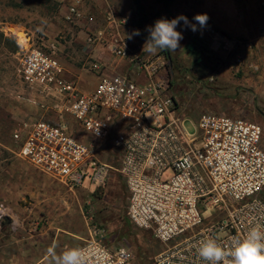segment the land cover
I'll return each instance as SVG.
<instances>
[{"label": "built area", "instance_id": "built-area-1", "mask_svg": "<svg viewBox=\"0 0 264 264\" xmlns=\"http://www.w3.org/2000/svg\"><path fill=\"white\" fill-rule=\"evenodd\" d=\"M72 17L82 15L74 8ZM129 23L123 19L118 27ZM196 34L214 52L217 40L225 37L211 21L203 34ZM99 36L102 41L103 33ZM138 42L120 38L111 50L116 59L134 66L144 82L116 74L85 92L67 77L55 51L29 49L18 70L24 92L20 99L40 116L13 132L17 156L72 193L122 182L129 221L163 247L154 264H208L196 251L201 240L226 246L253 227L264 231V129L243 118L185 117L165 78L170 59L146 56ZM227 42V51L236 52L239 43ZM50 114L55 121L47 119ZM71 122L85 133V143ZM187 123L193 133L187 132ZM97 143L107 144L112 163L100 159ZM9 218L0 205V226ZM107 237L105 228L91 226L90 239L81 248L86 264H133L134 253Z\"/></svg>", "mask_w": 264, "mask_h": 264}, {"label": "rangeland", "instance_id": "rangeland-1", "mask_svg": "<svg viewBox=\"0 0 264 264\" xmlns=\"http://www.w3.org/2000/svg\"><path fill=\"white\" fill-rule=\"evenodd\" d=\"M142 6L139 18L135 0H0V205L12 211L11 218L0 226V264H18L20 248L49 249L57 242V246L72 249V236L85 232V214L94 216L91 226L105 228L111 239L134 253L133 264H154L163 249L151 234L126 219L128 193L122 182L112 180L104 189L86 191L85 206H80L70 195L74 193L57 181L49 180L53 192L45 191L42 186L46 182L31 174L33 167L17 156L19 144L14 142L13 132L21 123L40 116L37 108L20 99L24 92L18 70L29 49L55 51L67 77L82 91H93L98 82L113 76L110 67L116 58L111 48L121 38L119 31L128 39L139 29L141 35L133 39L144 45L146 28L157 19H172L181 13L191 19L197 13H207L209 21L237 41L239 48L223 54L211 50L220 65H210L214 67L210 70L186 51L193 32L181 24L177 30L184 39L180 48L169 51L172 63L165 78L172 83L185 117L197 120L210 114L243 118L264 129V0H172L168 10L157 0H142ZM74 8L81 18L69 19ZM123 19H128L129 25L118 27ZM100 33L102 41L98 40ZM16 36H27L28 46H22ZM159 54L163 55V50L151 56ZM95 65L100 70H95ZM47 119L55 121L51 114ZM71 128L81 134L74 122ZM185 128L194 132L191 123ZM97 146L100 159L112 163L107 144ZM61 235L65 237L61 239Z\"/></svg>", "mask_w": 264, "mask_h": 264}, {"label": "clouds", "instance_id": "clouds-1", "mask_svg": "<svg viewBox=\"0 0 264 264\" xmlns=\"http://www.w3.org/2000/svg\"><path fill=\"white\" fill-rule=\"evenodd\" d=\"M210 17L207 13H197L191 19L183 13L175 18L157 19L153 25L146 28L148 36L143 45V51L155 54L158 50L176 51L180 41L184 39L178 27L190 28L193 33L207 29ZM195 21V22H193ZM141 35L139 29L133 30L128 39ZM198 256L208 264H264V231L259 227L251 228L242 239L239 235L232 237L230 243L221 246L214 239L201 240L196 249ZM47 255L54 264H86L82 249H68L56 254L55 247H49Z\"/></svg>", "mask_w": 264, "mask_h": 264}, {"label": "crops", "instance_id": "crops-1", "mask_svg": "<svg viewBox=\"0 0 264 264\" xmlns=\"http://www.w3.org/2000/svg\"><path fill=\"white\" fill-rule=\"evenodd\" d=\"M119 36L121 38L125 37L126 34L122 31H119ZM224 37V36H223ZM228 37L225 35L224 38H220L217 40V42L215 43L216 45V48H217V51L216 53H228L227 51V45H228ZM135 41H138V39H134ZM139 43V42H138ZM188 53H190L192 56H194L189 44L187 45V50H186ZM146 53V56L148 55H151L149 53ZM99 59H102V56L100 55L99 56ZM172 61V60H170ZM172 63V62H171ZM110 74L111 75H116V74H121V75H126V76H129L133 79H135L136 81H139V82H144L145 79L142 75H139V72L138 70L135 69L134 66H132L131 64H129V62L125 61V60H120V59H115L114 60V64L111 65L110 67ZM99 84V82H98ZM200 118V117H199ZM197 118V119H199ZM80 130V129H79ZM81 132V134L79 133V137L80 139L85 143V136H84V132H82L81 130L79 131ZM31 174H33L35 177L39 178L40 180H44L46 183L42 186V187H45L44 190L45 191H52L53 192V189L51 188V183L49 182V180H51L50 178H48L47 176L43 175L42 173L38 172L35 168H33L32 172H30ZM125 186V185H124ZM89 190V189H88ZM88 190L84 188H81L79 190H77L74 195L73 194H70L71 197H75V201L80 204V206H85V199H86V191L87 193H94V191L92 192H88ZM70 193V192H68ZM26 198L29 199V196H27ZM9 214L11 215L12 214V211L9 207L7 206H4ZM126 219L129 221L128 219V215H127V212H126ZM93 220H94V216L93 215H86L85 214V232L82 231L81 235H77V234H74L72 236V241L70 242V245L73 248H79L81 247V243H87V241L90 239V232H91V224L93 223ZM130 222V221H129ZM130 224L135 227L131 222ZM132 227V228H133ZM108 234V237H107V240L109 243L113 244V245H119L120 246V242L119 241H114L113 239H111V236L110 234L107 232ZM63 237H65L64 235H61V239H63ZM70 237V236H68ZM81 239V242H78L76 239ZM59 240V238H57ZM74 239V240H73ZM57 240V241H58ZM69 243V242H68ZM55 245V244H54ZM53 245V246H54ZM84 245V246H85ZM83 246V247H84ZM55 247V251H56V254L59 255L60 253H62L63 251L67 250L65 247H61V246H57V242H56V246ZM82 248V247H81ZM80 248V249H81ZM21 252H19L18 254V264H54V261L53 259L47 255V251L48 249H45L41 246H34V247H30V248H20Z\"/></svg>", "mask_w": 264, "mask_h": 264}, {"label": "trees", "instance_id": "trees-1", "mask_svg": "<svg viewBox=\"0 0 264 264\" xmlns=\"http://www.w3.org/2000/svg\"><path fill=\"white\" fill-rule=\"evenodd\" d=\"M161 3L165 9H169L172 5V0H157ZM135 4L137 7L138 17L141 18L144 12V8L142 6V0H135ZM189 46L193 52V54L197 57L196 62L200 65H204L206 68L210 70H214L212 66H218L220 63L218 62L217 54L212 52L208 46L206 40L200 37L198 34L193 33L190 35ZM164 54L170 58V53L168 50H163ZM210 65L211 68H210Z\"/></svg>", "mask_w": 264, "mask_h": 264}, {"label": "bare ground", "instance_id": "bare-ground-1", "mask_svg": "<svg viewBox=\"0 0 264 264\" xmlns=\"http://www.w3.org/2000/svg\"><path fill=\"white\" fill-rule=\"evenodd\" d=\"M17 38L18 39L20 38V41H21V45L22 46H28L29 40L27 39V36H20V37H17Z\"/></svg>", "mask_w": 264, "mask_h": 264}]
</instances>
